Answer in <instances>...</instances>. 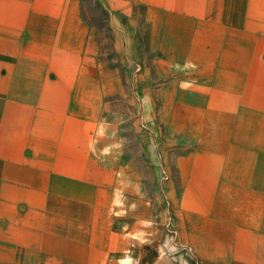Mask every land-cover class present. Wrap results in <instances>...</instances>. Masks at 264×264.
<instances>
[{
  "label": "crops",
  "instance_id": "0c3cea01",
  "mask_svg": "<svg viewBox=\"0 0 264 264\" xmlns=\"http://www.w3.org/2000/svg\"><path fill=\"white\" fill-rule=\"evenodd\" d=\"M92 3L0 0V264H264V0Z\"/></svg>",
  "mask_w": 264,
  "mask_h": 264
},
{
  "label": "rangeland",
  "instance_id": "374dc122",
  "mask_svg": "<svg viewBox=\"0 0 264 264\" xmlns=\"http://www.w3.org/2000/svg\"><path fill=\"white\" fill-rule=\"evenodd\" d=\"M83 3V13L84 15L88 16L89 18L93 19L98 23L99 27L101 28L102 34L106 40L109 32L104 23L102 22V13L99 11L97 7L94 6L92 0H82ZM120 148V146H117Z\"/></svg>",
  "mask_w": 264,
  "mask_h": 264
}]
</instances>
